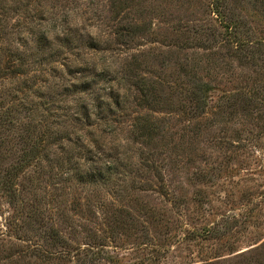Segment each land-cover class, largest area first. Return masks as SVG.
Segmentation results:
<instances>
[{
    "label": "rangeland",
    "instance_id": "obj_1",
    "mask_svg": "<svg viewBox=\"0 0 264 264\" xmlns=\"http://www.w3.org/2000/svg\"><path fill=\"white\" fill-rule=\"evenodd\" d=\"M214 1L0 0V264H264V0Z\"/></svg>",
    "mask_w": 264,
    "mask_h": 264
},
{
    "label": "trees",
    "instance_id": "obj_2",
    "mask_svg": "<svg viewBox=\"0 0 264 264\" xmlns=\"http://www.w3.org/2000/svg\"><path fill=\"white\" fill-rule=\"evenodd\" d=\"M214 8H215V13L220 14L219 10L220 8H218V3L217 0L214 1ZM234 23H227V28H229V31L232 32V30L235 28V25H233ZM19 74H23V73H19ZM191 99H204L203 97H201V95L197 92L192 93ZM14 174L11 173H5L4 174V178H3V183H2V188L7 192L8 196L10 198H14L15 196V191H14Z\"/></svg>",
    "mask_w": 264,
    "mask_h": 264
}]
</instances>
